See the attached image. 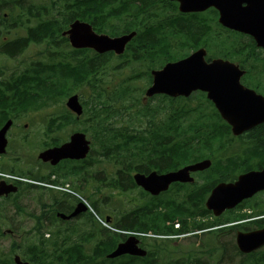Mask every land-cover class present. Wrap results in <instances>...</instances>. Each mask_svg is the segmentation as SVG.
Masks as SVG:
<instances>
[{"label": "trees", "instance_id": "trees-1", "mask_svg": "<svg viewBox=\"0 0 264 264\" xmlns=\"http://www.w3.org/2000/svg\"><path fill=\"white\" fill-rule=\"evenodd\" d=\"M109 1L105 0L104 4L100 0H89L82 3L89 9L90 18L98 27L105 24L106 17L109 15L125 17L126 14L129 17L126 20L132 23V26L139 24L144 27V24L154 19L153 16L158 7L169 9L170 6L172 8L176 5L174 2L167 4V0H119L117 3H115L117 0ZM28 13L32 17H37V23L27 27V35L5 43L2 47L0 45V126L9 117L20 119L21 115L29 111L53 109L54 113L42 121V124L50 126L51 129L41 133L45 138L41 145L60 144L61 139L58 135L61 132L58 126L62 123L65 126H76L77 130L92 136L93 154L91 153L82 161H64L62 165V177L64 178H68L69 174L86 176L97 160L101 162L106 157L120 166H128L131 163L129 172L143 171L140 167V159L146 163L142 166L144 172L152 169L163 172L178 169L206 157L211 158L216 163V167L212 174L206 176L204 184L208 186L196 187V185L195 189L186 188L183 198L189 199L179 202L180 205H187L189 208L179 211H160L159 205H148L152 207V210L145 213L144 224L147 227L137 229L170 232L174 226H168L167 222L174 221L177 216H181V212L185 211L196 217L200 209L207 211L204 202L210 189L220 181L234 178L240 171L235 172L233 169L236 164L234 160H230L224 170L222 153L227 145L240 138L232 136L230 126L223 121L220 114L210 111L211 114L207 116L203 113L191 120L189 116L197 110L178 105L177 108L170 109L169 117L160 118V107L152 108L150 105L140 107L138 105L140 99L137 97L145 91L141 88L143 81L148 77V84H150L152 80L149 71L138 72L132 76L127 73V64H133L135 61L141 63L142 66H156L155 61L150 60L154 54L147 56L142 54L138 57L139 48L132 47L126 54L117 57L113 52L95 55L94 58L81 57L77 50H68V40L62 36V31L68 26L67 21L59 19L47 7L42 9L29 7ZM102 27L104 29V26ZM228 40L232 49L244 48L246 50L249 46L247 42L240 46L238 40L230 38ZM32 43L46 45L45 51H49L48 60L39 62L36 66L30 64L25 69L13 71L6 76L2 64V61L6 62V60L3 57L14 59L23 54ZM209 51L216 52L214 49ZM65 52L67 56H64ZM114 58L119 59L120 64L114 66L113 71L121 72V74L117 76L119 81L111 85L106 81L105 76ZM172 58L173 54H163L162 65ZM114 72H112L113 76ZM137 81H139V86H137ZM74 93L87 97L82 99L86 115L93 118L92 122L82 125L63 105L66 98ZM174 114H176L175 118ZM173 127L175 131L172 130ZM27 142L28 146L36 143L29 139ZM54 173L60 174L61 170L53 168L45 175L46 172L42 167L36 172L34 167H31L18 174L46 180ZM230 175L232 177L229 178ZM74 185L77 190L83 191L75 182ZM113 186L118 188L115 184ZM189 186L193 187V185ZM173 199L170 197L166 201H173ZM91 200L94 208L101 214L102 207H100L99 199ZM91 217L93 219L92 215ZM137 225L140 226L139 223ZM128 229L135 228L128 226ZM93 236L94 234H90L82 241L73 243L69 242L66 237L62 240V245L56 239L57 241L50 244V247H53L52 251L48 244L35 243L29 246L23 255L32 260L34 264H110L112 260L107 259L106 254L114 248L115 243L106 242L104 244V241H99L96 245L89 244ZM151 254L153 255L146 259L137 258V261H132L136 264H164L154 258V253ZM4 261H0V264H7ZM248 264H264V258L252 257Z\"/></svg>", "mask_w": 264, "mask_h": 264}, {"label": "flooded vegetation", "instance_id": "flooded-vegetation-1", "mask_svg": "<svg viewBox=\"0 0 264 264\" xmlns=\"http://www.w3.org/2000/svg\"><path fill=\"white\" fill-rule=\"evenodd\" d=\"M220 17V10L213 6L196 12L179 13L176 15L172 20V26L176 38L179 40V48L182 51H190L194 50L196 46L204 44L208 50H216L213 53L214 57L226 59L227 56H232L235 59L234 62L239 65L240 69L244 70V74L241 77V84L245 88L264 97V47L259 46L255 37L251 34L241 33L221 23ZM251 28L255 32L258 28L264 34V17L252 22ZM231 36L238 37L240 46H243L245 42L249 43L247 49H232L227 40V37ZM249 135L251 140L249 139ZM18 137L19 134L17 131L12 130L9 133V145L6 151L0 155V167L5 163L11 169L14 164H19L20 161L25 163L26 160H21L17 157L16 151L12 146L13 140H16ZM240 137L244 140H249L247 142L257 146L260 153H264V123L255 127L250 134L246 132ZM249 160L259 162V166L258 164L254 165L253 169L256 168L255 170H261L264 166V157L250 158ZM26 163L33 165L36 162L26 161ZM43 165L44 168L51 166L50 162H43ZM261 165L263 166L261 167ZM37 166L38 163H36ZM38 169L40 167L34 168L35 172ZM123 169L126 172L129 167L125 165ZM113 172V166L107 167L104 171L98 170L93 175V178H91V181L88 178L82 179L71 174H69V177L79 188L93 198L99 193V177L106 178V176L113 174ZM166 172L164 171L162 173ZM126 175L121 174L122 177H126ZM1 181L10 184L13 183L17 186V192H10L0 197V199L10 201L14 206V211H17V208H25L30 220H32V224L29 221L30 226L18 224L13 228H9L7 232L0 225V233L4 237L8 233L9 238L19 241L17 243L14 240V243L17 244L41 240V235L35 229L36 226L53 227L55 234L61 229L64 232L62 236L65 234L68 237H74L81 233L79 228L82 226L83 221L88 219L87 226L90 229L98 231L96 240L94 241L95 243L100 239L104 243H115V247H117L126 239V236L122 233V228L126 229L130 225L132 218L139 220L140 213L142 215L145 214V210L140 209L143 203L136 201L134 207L136 210L132 214L130 207H126L119 218L113 213L111 215L106 214V216L110 217V222L116 229L105 230L95 224L97 222L92 219L88 211H83L79 217L75 218L63 219L59 217V214L62 212L67 215L71 214L80 203L73 196L63 194L57 190L44 189L43 191L48 193V198L44 202L40 196H34L33 192H35L34 189L36 187L33 185L18 180H6L0 177ZM182 184L173 183L169 190L173 191L179 186H182ZM164 194L161 193L158 195V198H161ZM18 196L20 197L18 198ZM29 198H31V202H35L36 204L32 203L28 206V204L23 203L24 200H28ZM96 199L99 198H94L93 200L96 201ZM98 201L100 204L104 202L102 199ZM228 216H232V219H228ZM192 218V216H189L187 220L184 218L181 219L183 221L182 223L180 221L177 222L180 224L181 229H183L182 234L190 235H179L178 237L171 238H141L140 245L148 249V251L147 243L160 245V250L156 254V260H160V263L165 261V264H226L227 255H229L228 258L230 260L234 257L229 254V249L237 253V259L238 257L240 258L238 259V264H248V261L252 257H258L256 254L259 255L261 249L264 248L263 246L252 252L244 253L237 245L238 234L250 233L264 228V190L255 193L250 199H245L234 209L225 211L220 216L214 215L212 211H209V213L204 211L203 215L198 218L199 220H193ZM20 231L22 232L20 233ZM195 232L198 233L194 234ZM171 234L177 235V230H173ZM227 235H230V239L226 242ZM162 250L164 251L161 253L160 251ZM119 258V261L122 258L125 260L128 259L129 261L138 260L136 256L129 255H123Z\"/></svg>", "mask_w": 264, "mask_h": 264}, {"label": "water", "instance_id": "water-1", "mask_svg": "<svg viewBox=\"0 0 264 264\" xmlns=\"http://www.w3.org/2000/svg\"><path fill=\"white\" fill-rule=\"evenodd\" d=\"M181 4V10L193 11L204 10L208 7H215L220 10V22L224 25L238 29L241 32L254 35L258 45L264 47V34L261 31H253L252 22L264 17V0H176ZM88 29L81 26H74L69 30L72 44L75 47H94L99 52L110 50L121 54L124 51L126 41L129 37L108 39L102 38L100 47L94 43L100 37L94 32L88 34ZM86 34V39L80 36ZM206 51L200 49L188 57L168 63L162 70L154 71V84L148 89L147 95L154 93H167L173 96H188L192 91L201 89L208 94L219 109L222 117L232 126L235 135H238L264 121V97L246 89L240 83L239 69L236 65L222 59H214L207 62L205 59ZM67 106L76 114L83 113V107L79 102L78 95L69 98ZM12 125L9 120L0 130V152L6 151L8 139L7 132ZM90 150V142L85 134L76 133L71 140L60 147L47 149L40 153L39 158L44 162L57 165L63 159H83ZM212 161L205 159L188 165L176 172L167 174H157L152 172L146 176L141 173L135 175L138 184L143 186L152 194H159L169 188L175 181L193 182L192 171H202L209 168ZM264 189V169L261 171H250L241 174L235 182L220 183L217 185L210 197L206 201V207L220 215L225 209L233 208L243 199L251 197L258 190ZM16 187H11L4 183L0 184V195L9 191H16ZM79 204L76 210L66 217L71 218L82 212ZM237 244L242 252L249 253L264 244V229L251 233H240L237 237ZM130 253L133 255L145 256V250L138 246V240L134 237L128 238L121 243L117 249L109 254L110 258L118 257L122 254ZM17 264H29L22 262L20 258Z\"/></svg>", "mask_w": 264, "mask_h": 264}, {"label": "rangeland", "instance_id": "rangeland-1", "mask_svg": "<svg viewBox=\"0 0 264 264\" xmlns=\"http://www.w3.org/2000/svg\"><path fill=\"white\" fill-rule=\"evenodd\" d=\"M6 1H7V3H5L4 8L0 11V24H3V25L13 22L11 19H9L8 21H4L1 18V15H3L4 13L9 11L8 7L12 6L10 0H6ZM42 2H44V0H21L22 5H25V6H27L29 3L40 4ZM142 21H144V19H142ZM19 33L24 34V30H21ZM44 53H45V46L44 45L33 46L23 56H21L18 59L6 60V62L2 61V64L4 65V72H5L6 76H9V74H11L13 71L22 70L31 61L41 58L44 55ZM111 65L115 66L116 63L112 62ZM106 80L110 83H111V81H113V75H112L111 71H109L107 73ZM117 81H119V80L118 79L115 80V82H117ZM158 102H159V99L151 100V105H156ZM188 103L192 104V107L197 110L196 111L197 113L208 114V112L205 108L201 107L200 105H198L197 103L194 102V96L190 100H188ZM44 115H45V111L41 112V113H30L26 116L27 119L25 121H23L22 124L27 122L29 124V130L24 131V136L28 135L30 140L33 139L36 132L39 130L40 121L43 119ZM40 138H41V136H39L37 134V144L32 145V146L26 145V150L23 153H20L18 150H17V153L19 155L23 156V158L27 157L29 161H35L34 157H35V159L38 160L37 155H38L39 151L41 150V142H42L40 140ZM29 166H32V165H29ZM110 166L111 165H109L105 161H101L93 167L91 174H89L87 177L90 178L91 175L92 174L94 175L95 173H97L98 170L104 171L107 167H110ZM44 170L48 171L47 169H44ZM100 177H102V176H100ZM198 181L199 182L202 181L200 177L198 178ZM99 189H101V193H97L96 195L101 194L102 198L108 197V205L106 207L107 212L110 210H115L117 212H121L120 210H118L115 207L121 208L123 206L130 207L133 205V203L131 201H129L128 195L126 193L117 192L116 190H113L109 187H106L105 185ZM19 197L20 196H18V198ZM30 199L31 198H29L28 200H24L23 203L28 204V206L32 203L36 204L35 202H31ZM13 207L14 206L10 201H6L3 199L0 202V225L3 227V230H6V232L9 228H13L14 226H17L18 224H21L23 226H30V223L32 224V220H30V217L27 215V210H25V212L14 211ZM200 210H202V209H200ZM29 221H30V223H29ZM80 228L84 229V225L82 224V226ZM21 232L22 231H20V233ZM9 237L10 236L8 235V233H6V237H4V236L0 237V258L1 259H3L4 256L9 254L11 247H12V243L15 240V239H11ZM229 239H230V235H227L226 236V242ZM15 241L17 243H19V241H17V240H15ZM34 242L35 241L33 240V243ZM26 247H27V245H23L21 248V251H24V249ZM160 252L162 253L163 251H160ZM228 252L230 255H232L234 257L232 260H230L228 258L229 255H227L226 264H238V259H240V258L238 257V259H237V257H236L237 253H235L232 249H229ZM260 252H259V255L263 256L264 252L263 253H260ZM259 255L256 254V256H259Z\"/></svg>", "mask_w": 264, "mask_h": 264}]
</instances>
